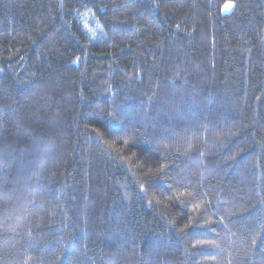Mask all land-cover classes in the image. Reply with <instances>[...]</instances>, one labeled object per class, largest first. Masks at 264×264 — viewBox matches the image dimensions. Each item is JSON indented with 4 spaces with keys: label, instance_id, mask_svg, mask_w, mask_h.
I'll list each match as a JSON object with an SVG mask.
<instances>
[{
    "label": "trees",
    "instance_id": "obj_1",
    "mask_svg": "<svg viewBox=\"0 0 264 264\" xmlns=\"http://www.w3.org/2000/svg\"><path fill=\"white\" fill-rule=\"evenodd\" d=\"M0 264H264V0H0Z\"/></svg>",
    "mask_w": 264,
    "mask_h": 264
},
{
    "label": "snow or ice",
    "instance_id": "obj_2",
    "mask_svg": "<svg viewBox=\"0 0 264 264\" xmlns=\"http://www.w3.org/2000/svg\"><path fill=\"white\" fill-rule=\"evenodd\" d=\"M232 7H234L233 4H231V3H227V4H225V5L223 6L222 11L227 12V11H229ZM197 207H199V206H197ZM201 243H210V242L202 241Z\"/></svg>",
    "mask_w": 264,
    "mask_h": 264
}]
</instances>
